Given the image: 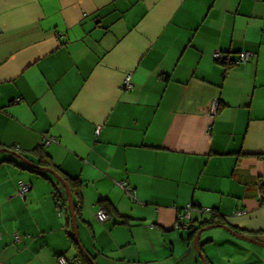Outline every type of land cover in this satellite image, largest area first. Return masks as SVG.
Listing matches in <instances>:
<instances>
[{
	"label": "crops",
	"instance_id": "0c3cea01",
	"mask_svg": "<svg viewBox=\"0 0 264 264\" xmlns=\"http://www.w3.org/2000/svg\"><path fill=\"white\" fill-rule=\"evenodd\" d=\"M217 52L251 56L227 67ZM46 138L52 164L81 182L78 232L97 264H200L175 228L192 204L264 243V0H0V149L38 163ZM6 159L0 264L76 256L53 197L64 188ZM205 233L203 253L230 243L248 264L261 256Z\"/></svg>",
	"mask_w": 264,
	"mask_h": 264
},
{
	"label": "trees",
	"instance_id": "16d2710c",
	"mask_svg": "<svg viewBox=\"0 0 264 264\" xmlns=\"http://www.w3.org/2000/svg\"><path fill=\"white\" fill-rule=\"evenodd\" d=\"M214 59L217 62H220L222 65H225L227 67L232 66V64H234L235 66H238V65L243 64V63L238 64L237 63L238 60H236L234 62L229 61V59L225 58L224 56L221 59H217L214 56ZM45 145L46 144L44 143L40 148H38V150H36V153H37L38 157H40V161L38 163H34L32 161L31 162L34 163V164H36V165H38V166H40V167L48 168V169H52V170L56 171L67 182L68 187H69L71 193L73 194V197L76 196V195H79L80 188H81V182L79 181V179L72 178V177L68 176L67 174L65 175L58 167L54 166L52 164V161L50 160V157L48 155H46V153L43 152V150L45 148ZM6 157H7L6 160H8V162L15 163V164L17 163L16 165L20 164L19 160L16 157H15L16 159L13 158V157H11V156L10 157L6 156ZM24 169H27V170H29V171H31L33 173H36V174L44 177L45 179H49V180L53 181L55 187L56 186H60L61 188H64V186L60 183V181L56 177H54L52 174H49V173H46V172H41L39 170L30 168L28 166L26 168H24ZM54 179H55V181H54ZM30 187H31L30 189H32V185H30ZM63 190H64V193L59 192L58 189H55V192L53 193L54 201H55L56 206L58 208V211L60 213H61V210H65L66 217H67V227L64 230L66 232V235L73 240L74 245L78 247V245H77V243L75 241V237L73 235V230H72V225H71V218H70V214H69V200H68V195H67V192H66L65 188ZM262 191H263V194H262V197L263 198H262V200H261L260 203L261 204H264V187H262ZM26 195H27V193L25 194V197H26ZM101 205H104V204H101ZM74 206H75L76 218H77V223H78V216L81 215V213L83 211V206H81L80 208H78V205L75 203V201H74ZM192 206L194 207V204H192ZM196 208H198V207H196ZM105 209H107L106 206H105ZM200 209H203V208H200ZM107 212H108V210H107ZM197 213H199L200 215H202L204 217V220L201 223L200 227H195L194 226V221H193V218H192L191 224L188 227V229L186 230V231L190 232L187 235V237L184 238L186 241L187 240L188 241H190V240L193 241L194 238H195V236H196V234L200 230H202V229H204V228H206L208 226H213V225H226V224H224L225 222H223L224 219H222V216H220L218 213H216L215 210H212V216H208V215L204 214L203 212H197ZM96 218H97V215H96ZM231 229L233 231H235V232L238 231V230L236 231L233 228H231ZM179 231H182V230H179ZM17 240L18 241L20 240L19 236H17ZM201 248H202V245H200V249ZM201 253H202V257H203L204 256L203 255V252L201 251ZM62 257L72 259V261H70V264H92V261L95 262V257H92L87 252L85 254L82 251H79L78 254L76 256H74L73 258L69 257L66 253L59 255L58 258H57L58 264H59V259L62 258Z\"/></svg>",
	"mask_w": 264,
	"mask_h": 264
},
{
	"label": "built area",
	"instance_id": "2783aa9c",
	"mask_svg": "<svg viewBox=\"0 0 264 264\" xmlns=\"http://www.w3.org/2000/svg\"><path fill=\"white\" fill-rule=\"evenodd\" d=\"M215 58L217 59H221L223 57V55L220 52H217L214 54ZM251 54L247 53V52H243L241 53L237 63H246L249 58H250ZM134 88L132 82H131V77L128 76L125 81H124V85H123V90L124 91H132ZM218 109V103L215 101L213 102L212 105V110H211V114H215V112ZM99 131V128H98ZM97 131V132H98ZM46 145H50L54 142H56V140L52 139V138H46V140L44 141ZM117 186L122 189L124 191V193L131 198L132 200H137V196H136V192L129 187L128 185H126L125 183L119 182L117 183ZM30 185L29 184H22L20 189H19V195L21 197H25V194L29 192L30 190ZM195 212H203L204 214L208 215V216H212V209H200V208H196L195 206L193 207L192 205H188L187 207L183 208L182 212H180L178 219H177V223L175 225V228L177 230H183L186 231L188 229V227L191 224L192 221V215ZM242 213L238 212L237 215H241ZM97 219L100 222H105L109 219V215L108 212L105 210V208H100L97 212ZM70 261H72V259L70 258H65L62 257L59 259V264H70Z\"/></svg>",
	"mask_w": 264,
	"mask_h": 264
},
{
	"label": "rangeland",
	"instance_id": "374dc122",
	"mask_svg": "<svg viewBox=\"0 0 264 264\" xmlns=\"http://www.w3.org/2000/svg\"><path fill=\"white\" fill-rule=\"evenodd\" d=\"M1 156H8L10 157L9 153L0 152ZM225 234L228 235L231 239L236 242H240L241 244L245 246H253L257 250H259L261 256H254L255 261L257 263L255 264H264V248L258 247L255 245H247L246 242L239 240L237 237L233 236L230 232H228L225 229L216 228L211 229L209 231H206L205 234ZM217 236V235H216ZM219 237V236H217ZM238 240V241H237ZM201 243V242H200ZM192 250L194 251L195 255L198 256V260L200 258L199 253L196 251L194 247V242L192 241ZM206 253H203V257L200 258V264H248L250 263V254H247L246 252H241V250L237 247H234L232 244H222L221 246H218L217 243H209L205 246ZM250 257V258H249ZM207 258V259H206Z\"/></svg>",
	"mask_w": 264,
	"mask_h": 264
},
{
	"label": "water",
	"instance_id": "95a60500",
	"mask_svg": "<svg viewBox=\"0 0 264 264\" xmlns=\"http://www.w3.org/2000/svg\"><path fill=\"white\" fill-rule=\"evenodd\" d=\"M0 152H5V153H9V154L15 155L19 160H21L28 167L33 168V169H36V170H39L41 172H46V173L52 174L54 177H56L60 181V183L64 186V188H65V190L67 192V195H68V200H69V214H70V218H71V225H72V230H73V235L75 237V241H76L77 245L79 246L80 250L83 253L86 254V252H85V250H84V248H83V246L81 244L80 237H79L78 223H77L75 206H74V197H73V194L71 193V191H70V189L68 187L67 182L56 171H54L52 169L40 167V166L32 163L31 161L26 160L24 157L18 155L17 153H14V152H12V151H10L8 149H0ZM216 228H221V229L227 230L233 236L237 237L239 240H242V241H245V242H248V243H251V244H255V245L264 247V243H261L260 241H257L256 239H253L251 237H248V236L239 234V233L233 231L227 225H213V226H208V227L200 230L196 234V236H195V238L193 240L194 247H195L196 251L199 253V255H202V253L200 251V238H201L202 233L203 232H206L208 230H211V229H216ZM92 264H97V263L94 262V261H92Z\"/></svg>",
	"mask_w": 264,
	"mask_h": 264
}]
</instances>
